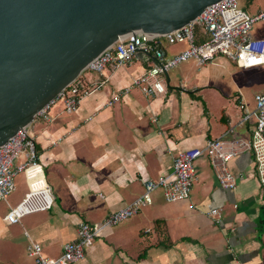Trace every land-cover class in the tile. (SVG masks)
Wrapping results in <instances>:
<instances>
[{"label": "crops", "instance_id": "0c3cea01", "mask_svg": "<svg viewBox=\"0 0 264 264\" xmlns=\"http://www.w3.org/2000/svg\"><path fill=\"white\" fill-rule=\"evenodd\" d=\"M176 44L183 47L175 50ZM176 44L163 45L165 54L186 47ZM152 62L151 54L138 51L122 66H107V84L80 99L74 112H64L62 101L56 100L48 109L50 121L32 122L53 203L18 223H7L5 214L27 192L20 173L14 190L0 200V264H36L26 252L29 240L40 245L43 256H59L63 244L76 239L81 221L101 222L132 202L143 192L145 180L171 172L178 151L222 137L228 127L234 129L231 137L248 136V125L238 123L242 94L230 98L221 78L207 74L212 66L225 68L220 55L204 65L192 59L200 72L195 76L185 71L184 79L171 81L169 69L161 76L164 93L145 96L134 88L108 104L112 91ZM228 167L241 175L234 189L222 187L208 160L198 159L188 198L167 202L156 190L150 204L96 237L73 264H264V196L251 153L243 151ZM212 209L221 211L219 223L210 218Z\"/></svg>", "mask_w": 264, "mask_h": 264}, {"label": "built area", "instance_id": "2783aa9c", "mask_svg": "<svg viewBox=\"0 0 264 264\" xmlns=\"http://www.w3.org/2000/svg\"><path fill=\"white\" fill-rule=\"evenodd\" d=\"M259 20H264V9L248 13L240 6L238 0H220L206 6L187 24L168 33L143 34L120 41L93 60L85 71L33 118V121L38 118L50 121L52 118L48 115V109L56 100L62 101L64 112H74L80 99L107 84L108 77L103 73L107 66H122L138 51L151 54L153 62L142 73L132 77L127 85L112 91L108 104L117 101L134 88H138L145 96L164 93L166 86L161 76L187 59H194L198 65H204L213 62L217 56L224 55L238 67L262 66L264 37H253L251 34L253 24ZM195 28L199 29L197 35ZM162 42L168 45L184 42L186 47L172 55H166ZM87 73H94L96 76L90 79L87 78ZM239 108L242 114L238 123L248 125L247 137H231L230 133L234 129L228 127L222 137L208 138L202 146L178 151L173 157L171 172L156 180H145L143 192L132 202L111 212L101 222L81 221L77 227L76 239L65 242L59 256H43L40 245L33 240H29L26 246L27 255L33 258L36 264H73L81 260L85 248L96 237L108 234L115 225L150 204L152 194L156 190H160L167 202L188 198L197 176L195 163L204 157L219 184L224 188L234 189L237 178L241 175L233 174L228 162L248 150L252 155L259 187L264 196V90L254 94L252 109L246 108L242 103H239ZM152 120L155 121V118ZM18 173L24 175L27 192L5 214V221L9 224L18 223L26 214L47 210L53 203L50 187L45 181L38 160L35 139L28 126L18 129L0 146V200H5L14 190V178ZM208 214L215 223L221 221L222 213L219 209H212Z\"/></svg>", "mask_w": 264, "mask_h": 264}, {"label": "water", "instance_id": "95a60500", "mask_svg": "<svg viewBox=\"0 0 264 264\" xmlns=\"http://www.w3.org/2000/svg\"><path fill=\"white\" fill-rule=\"evenodd\" d=\"M220 0H0V146L114 44Z\"/></svg>", "mask_w": 264, "mask_h": 264}, {"label": "rangeland", "instance_id": "374dc122", "mask_svg": "<svg viewBox=\"0 0 264 264\" xmlns=\"http://www.w3.org/2000/svg\"><path fill=\"white\" fill-rule=\"evenodd\" d=\"M240 0V3L245 5L249 13H254L257 9H264V0ZM244 7V8H245ZM199 33V29L195 28V34ZM251 34L253 37L264 36V20L256 21L251 29ZM166 46V43L162 42ZM183 47L182 44L173 45V49L177 50ZM221 58H225V68L211 67L207 74L212 76H218L221 78L222 87L226 89V93L230 98H236L239 94H242L243 103L246 108L254 106V94L258 91L264 90V65L255 66L249 68L238 67L230 59L224 55H220ZM227 58V59H226ZM188 61V66L184 67L186 61ZM178 63L176 66L169 70L171 76V81H174L175 77L184 79V72L188 71L190 75L195 76L197 72V66L191 64L192 59H187ZM210 64V63H208ZM181 69L177 72V69ZM176 72V73H175ZM180 73V74H179ZM200 73V72H197ZM21 178L20 173L16 175L14 183L17 179Z\"/></svg>", "mask_w": 264, "mask_h": 264}, {"label": "trees", "instance_id": "16d2710c", "mask_svg": "<svg viewBox=\"0 0 264 264\" xmlns=\"http://www.w3.org/2000/svg\"><path fill=\"white\" fill-rule=\"evenodd\" d=\"M252 1V0H251ZM250 1V2H251ZM238 2H239V4H240V6L246 11V12H248L249 13V11H247V8L245 7V5H243V4H241L240 3V0H238ZM245 7V8H244ZM262 209H263V212H264V205L262 206Z\"/></svg>", "mask_w": 264, "mask_h": 264}, {"label": "bare ground", "instance_id": "6f19581e", "mask_svg": "<svg viewBox=\"0 0 264 264\" xmlns=\"http://www.w3.org/2000/svg\"><path fill=\"white\" fill-rule=\"evenodd\" d=\"M165 49V48H164ZM167 86V85H166ZM249 109V108H248Z\"/></svg>", "mask_w": 264, "mask_h": 264}]
</instances>
